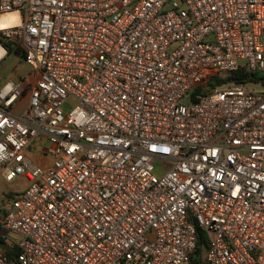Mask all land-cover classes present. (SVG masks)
Returning <instances> with one entry per match:
<instances>
[{
	"label": "built area",
	"instance_id": "1",
	"mask_svg": "<svg viewBox=\"0 0 264 264\" xmlns=\"http://www.w3.org/2000/svg\"><path fill=\"white\" fill-rule=\"evenodd\" d=\"M0 33L32 68L0 73V264H264V0H0Z\"/></svg>",
	"mask_w": 264,
	"mask_h": 264
},
{
	"label": "rangeland",
	"instance_id": "2",
	"mask_svg": "<svg viewBox=\"0 0 264 264\" xmlns=\"http://www.w3.org/2000/svg\"><path fill=\"white\" fill-rule=\"evenodd\" d=\"M18 43L21 45L20 42ZM0 73L4 78L8 79L26 78L32 73V68L19 55H17L16 53H11L1 63ZM22 111L23 108H21L16 113H21ZM47 161L49 162L48 159ZM29 185V181L23 176H18L13 182H6L2 175H0V220L2 206H10L12 199L23 190H26ZM3 233H7L14 238L16 237L13 233L7 230H4ZM8 241L11 243L13 242L12 238L9 237Z\"/></svg>",
	"mask_w": 264,
	"mask_h": 264
},
{
	"label": "trees",
	"instance_id": "3",
	"mask_svg": "<svg viewBox=\"0 0 264 264\" xmlns=\"http://www.w3.org/2000/svg\"><path fill=\"white\" fill-rule=\"evenodd\" d=\"M0 42L7 49L8 53H16L22 59L25 57V52L22 46L18 43L19 41L15 38L7 37L5 34L0 33ZM259 78L258 75L254 74L252 76L244 74L241 71L235 72L229 79L236 81H246V80H257ZM4 229L2 228V224L0 221V250L5 251L11 260L15 259V257L19 253V248L14 242H9L8 237L12 238L7 233H3ZM198 245L196 256L194 257V262L199 263L202 259L203 255L206 252L208 247V240L206 234L203 230L198 229ZM13 240V239H12Z\"/></svg>",
	"mask_w": 264,
	"mask_h": 264
}]
</instances>
